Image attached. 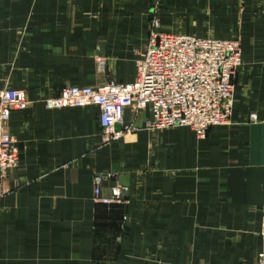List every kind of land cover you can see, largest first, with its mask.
Instances as JSON below:
<instances>
[{
	"label": "crops",
	"instance_id": "obj_1",
	"mask_svg": "<svg viewBox=\"0 0 264 264\" xmlns=\"http://www.w3.org/2000/svg\"><path fill=\"white\" fill-rule=\"evenodd\" d=\"M154 7L162 31L239 40L229 123L197 137L183 125L148 129L149 109L126 107L122 124L136 128L103 143L96 105H44L66 85L131 81ZM6 86L30 103L8 120L19 159L0 179V264H255L264 0H0ZM99 171L114 173L101 195L115 181L130 186L128 206L93 200Z\"/></svg>",
	"mask_w": 264,
	"mask_h": 264
},
{
	"label": "built area",
	"instance_id": "obj_2",
	"mask_svg": "<svg viewBox=\"0 0 264 264\" xmlns=\"http://www.w3.org/2000/svg\"><path fill=\"white\" fill-rule=\"evenodd\" d=\"M241 63V45L237 38L162 31L154 7L149 14L146 46L135 61L131 81L108 79L95 85H66L42 101L47 108L96 105L103 143L120 140L124 133L136 128L133 124H122L126 107L135 112L147 107L145 127L148 129L183 125L193 129L197 137H204L211 125L231 121L233 79ZM98 65H105L104 57H98ZM29 103L22 88L0 89V179L16 167L19 159L16 136L8 129L10 112L24 109ZM256 118L255 112L249 114L250 120ZM113 175L111 171L94 174L93 200L128 206L131 202L128 184L115 181L109 186V194L101 195L102 181ZM128 216L123 212L122 221ZM259 234L261 245L255 264H264V209Z\"/></svg>",
	"mask_w": 264,
	"mask_h": 264
}]
</instances>
